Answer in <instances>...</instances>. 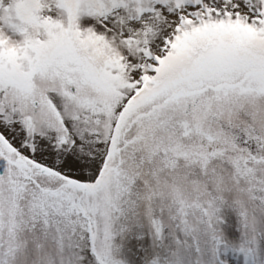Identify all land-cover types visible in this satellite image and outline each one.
I'll return each mask as SVG.
<instances>
[{"label":"snow or ice","instance_id":"obj_1","mask_svg":"<svg viewBox=\"0 0 264 264\" xmlns=\"http://www.w3.org/2000/svg\"><path fill=\"white\" fill-rule=\"evenodd\" d=\"M0 264H264V0H0Z\"/></svg>","mask_w":264,"mask_h":264}]
</instances>
